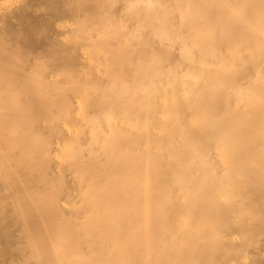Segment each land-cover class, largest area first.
<instances>
[{
	"label": "bare ground",
	"instance_id": "6f19581e",
	"mask_svg": "<svg viewBox=\"0 0 264 264\" xmlns=\"http://www.w3.org/2000/svg\"><path fill=\"white\" fill-rule=\"evenodd\" d=\"M108 2L0 0V264L264 263V0Z\"/></svg>",
	"mask_w": 264,
	"mask_h": 264
},
{
	"label": "clouds",
	"instance_id": "9594fccd",
	"mask_svg": "<svg viewBox=\"0 0 264 264\" xmlns=\"http://www.w3.org/2000/svg\"><path fill=\"white\" fill-rule=\"evenodd\" d=\"M107 7L109 12L119 8V14L123 17H142L156 27L162 36L168 35L170 5L165 0H109ZM238 95L248 102L255 99V92L251 88L240 90Z\"/></svg>",
	"mask_w": 264,
	"mask_h": 264
},
{
	"label": "rangeland",
	"instance_id": "374dc122",
	"mask_svg": "<svg viewBox=\"0 0 264 264\" xmlns=\"http://www.w3.org/2000/svg\"><path fill=\"white\" fill-rule=\"evenodd\" d=\"M262 264H264V263L262 262Z\"/></svg>",
	"mask_w": 264,
	"mask_h": 264
}]
</instances>
